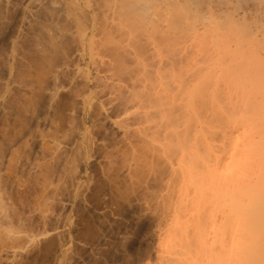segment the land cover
I'll return each instance as SVG.
<instances>
[{"label":"rangeland","instance_id":"1","mask_svg":"<svg viewBox=\"0 0 264 264\" xmlns=\"http://www.w3.org/2000/svg\"><path fill=\"white\" fill-rule=\"evenodd\" d=\"M89 1L92 2L82 1L87 3L83 4V10L88 14L83 12L80 22L81 34L86 33L83 39L86 51L82 57L77 58L74 53L79 48L75 46L80 45L72 24L70 32L76 44L72 41L67 48L71 47L70 53L76 50L72 51V58L69 53L70 62L67 55L61 57V53L58 58L57 51L53 52L57 58L52 56L60 63L52 67L53 72L45 68L43 71L47 69L48 75L30 67L32 57L28 58V65L24 58L16 60L21 62L15 61L19 67L23 63L28 66L23 64L17 72L14 70L17 64L7 67L5 58L9 56L0 53L7 56L0 55V264H181L182 261L192 264L196 258L193 253L197 250L198 227L209 233L203 234L205 255L212 254L210 250L215 243L217 249L211 255L215 256L217 251L221 252L223 236L219 233L225 227L222 226L225 212L216 203L210 176L217 161L226 162L233 136L224 138L218 134L210 139L212 132L206 127H210L207 124L211 122H208L210 115L219 117L214 119L223 127L228 119L238 117L233 113L237 108L232 109L237 103L232 102L241 93L239 88L244 90L243 86H248L244 92L251 97V107L261 103L257 104L256 95L260 93L256 90L264 88L261 80L264 79V0H138L131 17L122 16V11L116 9L120 4H112L115 10L103 4L102 12L107 14L101 17L100 34L90 28L89 7L93 2ZM119 2L122 4V0ZM85 24L89 27H84ZM24 50L28 52V48ZM109 51L116 55L111 56ZM31 53L27 55L32 56ZM118 53L126 61L127 73L119 71L117 60L111 61ZM9 55L10 64L13 56L18 59L17 55ZM18 55L22 56L20 52ZM52 56L47 60L51 61ZM38 72L47 75L43 74L46 82ZM32 75L36 80L41 76L38 80L43 83L38 80L37 83ZM127 86L138 101L145 100L146 92L161 95L178 89L171 103L178 119V138L165 134L159 127L164 121L162 114L151 112L149 115L153 113L155 117L142 116L149 109L143 107L145 101H139L144 104L143 109L134 98L126 109L117 106L121 102L118 96L127 92ZM263 95L261 92L260 99ZM247 96L238 99L240 108L247 105ZM149 100L147 104L151 103ZM230 101L232 107L228 106ZM154 107L150 106L156 111ZM245 107L244 110H250ZM244 110H240L239 117ZM247 113L243 118H252ZM204 115L208 118L202 132L206 133L202 134L203 138H196L197 143L202 142L201 146L197 145L200 148L197 151L198 156L205 154L203 148L209 146L211 156L207 168L195 164L193 170L196 175L206 169L210 178L205 181L206 196L200 202L188 173L181 172L179 167L189 164L186 155L195 157L186 141L183 143L185 121L200 118L202 122ZM259 116L263 118L264 114ZM140 139L144 142H138ZM215 235L221 237L217 239ZM180 237L184 244L179 243ZM182 245L189 250L181 249ZM206 246H211L210 250ZM190 251H193L191 255ZM183 257L186 259L182 260Z\"/></svg>","mask_w":264,"mask_h":264},{"label":"bare ground","instance_id":"2","mask_svg":"<svg viewBox=\"0 0 264 264\" xmlns=\"http://www.w3.org/2000/svg\"><path fill=\"white\" fill-rule=\"evenodd\" d=\"M82 1L83 0H0V38L4 36V34L7 32L6 29L10 27V29H9L10 32L6 33L7 35L5 34L4 41L3 42L0 41V43H1V45H0V53L8 54L9 58L11 57L9 55V53L10 54H14L15 57L17 55V58H18V59H15L14 56L12 55L13 57L11 58V64H10L9 58H5V59H7L6 62L4 61L6 66H7V64H9L8 65L9 67H10V65H12L14 67L18 62L20 64L21 63L20 62L21 59L24 58L22 60L26 61V65H28L29 63H33L30 66L32 68H34V67H35V69L39 68V71H43V70H45V68H47L48 70H50V72H53L52 70H54V69L52 67L55 66L57 64V62H58V60H55V57H56L55 54L57 53V57L59 56L58 54H61V53L63 54V56L61 54V57H64L65 55L68 56L69 53H70L71 47L69 46V49H68L67 46L71 45L72 41H74V43H75V39L72 38V36H71L72 34L70 32V27L71 26L72 27L74 26L73 29H75V31H76L75 34L77 35L76 37H77L78 43L80 45V46H78V44H77V46H75L76 43L75 44L73 43V45L75 47H79L80 49L77 48V50L73 49L72 51L76 50V52H74L76 55L75 54L74 55L75 56L78 55L77 58L78 57L79 58L82 57L83 51L86 49V47H85V49H83V41H84L83 39L86 38L85 37L86 33L85 34H81L80 30L82 29V27L80 25H82V23H80V22H83L82 20L84 18V16H83L84 13L83 12H85V10H83L84 9L83 8V4L84 5L87 4V3H83ZM107 1L109 3H111V0L110 1L109 0H92L93 3L91 1H89L93 5L92 6L90 4L91 7H89V9H90V14L89 15H90V18H91V23H92L90 28L92 27L93 31H95L97 34H100V30H101V24H100L101 17H103L104 15L107 14V13L103 14V12H104V11L102 12V7L103 6L105 8L109 6L108 9L109 8L113 9V7L115 5L112 7V4H115V3H117V5L120 4L119 8L116 6V9H120L122 11V13H123L122 16L131 17L135 13L134 12L135 8H136L135 4H136V2L138 0H122V4L119 2L120 0L119 1L118 0H112V2H114V1H117V2L111 3V6L109 5V3ZM243 1H245V0H243ZM253 1H258V0H253ZM85 2H86V0H85ZM114 10H115V7H114ZM85 13L87 14V12H85ZM70 17H72V19ZM81 18H82V20H81ZM107 19H108V17H107ZM242 19H244V16L242 17ZM107 21H105V24H106ZM73 23H74V25H73ZM114 23H115V20H114ZM238 23H239V21H238ZM105 24H104V26H105ZM109 25H110V23H109ZM85 26L87 28L89 27V26H87V24H85L84 27ZM111 28H112V26H111ZM105 30H106V28H105ZM109 30H110V27H109ZM82 32L83 33L85 32V28H84V31H82ZM108 33L110 34V32H108ZM92 36H94V35H92ZM115 36H116V34H115ZM115 36H113V38ZM107 37H108V35H107ZM88 38H89V36H88ZM77 40H76V42H77ZM92 40L93 39H91V41ZM111 40H113V39H111ZM115 40H116V38H115ZM87 41L88 42H86V43H89L90 39L87 40ZM93 41H95V39ZM70 42H71V44H70ZM106 43H109V42H106ZM106 43H105V45H106ZM91 45H93V43ZM22 47H26V48H22ZM90 47H92V46H90ZM108 47H109V49L111 48V46H108ZM108 47L105 46V49H108ZM20 48H22V49H20ZM27 48H28V52H27V50H24V49H27ZM115 48L116 47H114V48L112 47L113 51H116ZM64 49H66V50L68 49L67 50L68 52L66 50H64ZM95 49L96 48L94 47V50ZM22 50L25 52V54H24V52L21 53ZM6 51L9 52V53H7ZM29 51L32 52L31 53L32 56H28L27 55V54H29ZM58 51H60V53ZM63 51H65L68 54H65V52H63ZM72 51H71V53H72ZM105 51H107V50H105ZM19 52H20V54H22L21 57H19V55H18ZM26 52H27V54H26ZM53 52H56V53L54 54ZM109 52L112 53L111 56L116 55V52H114V54L111 51H109ZM71 53L69 55V56H71L70 58H72V56H73V53H72V55H71ZM110 53H109V55H110ZM5 54H2V55L4 56ZM50 54H51V56L53 54L55 55V57L52 56V58H50V59H52L51 61L47 60V58L49 59ZM2 55H1V57H2ZM25 55H26V57H25ZM47 55H49V57ZM117 55L118 56H114V59L111 58V61L113 62V60L114 61L117 60L118 62L115 61V63H119L120 64V66H119L120 70L119 71H121V69H122L125 72V68L126 67H124V65H126V63H125L126 61L123 60V57L121 56L120 53H118ZM67 56L64 58V60L67 59ZM69 56H68V58H69ZM139 56H141V55H139ZM4 57H7V56H4ZM31 57H32L31 60H33V59L34 60H33V62L30 60V62L28 61L29 62L28 63L27 60H29ZM19 58H20V61L17 62L16 60H19ZM25 58H27V59H25ZM70 58L68 59L69 62H70ZM53 59H54V63L55 64L51 65V63L53 62ZM61 60H63V59H61ZM71 60H73V59H71ZM91 60H92V57H91ZM8 61H9V63H7ZM44 61L45 62L46 61L49 62V64H50L49 67H51V68L46 67V65L48 66L47 62H46V64L44 63L45 65H43ZM63 62L65 64V61H63ZM71 62L73 63V61H71ZM75 62H78V60L75 61ZM122 62H124V64ZM136 62H137V60H136ZM14 63H15V65H13ZM58 63H60V62H58ZM119 64H116V66H118ZM2 65H4V64H2ZM42 65L45 66V67H43ZM16 66H18V67H17V69H15L16 67H14V70H17V72H18V69L21 66L19 67L18 64ZM70 66H71V64H70ZM116 66L115 67L113 66V68H116ZM26 67H28V66H26ZM24 68H22V69L24 70ZM40 68L41 69L43 68V69L40 70ZM62 68H64V66ZM47 69H46V71H43V72H46V73L48 72L47 73V75H48V74H50V72ZM3 70H4V67H3ZM28 71H30V70H28ZM36 71H38V70H36ZM113 71H114V69H113ZM123 71H121V72L123 73ZM127 71H129V70H127ZM10 72H12V69H11ZM34 72H35V70H34ZM43 72H42V75L44 74L45 76H47ZM121 72H118V74L121 73ZM23 73L24 72L22 71L21 74H23ZM125 73H127V72H125ZM133 73H134V71H133ZM11 74L12 73H10L9 76ZM18 74L19 73H17V75ZM29 74H31V73H29ZM38 75H41V73L38 72ZM44 75L41 78L43 80H44ZM28 76H29V78H31L30 75H28ZM41 76L37 77V80ZM32 77L34 78V75H32ZM35 77H36V75H35ZM131 77H132V75H131ZM143 78H144V76H143ZM130 79H132V78H130ZM134 79L135 78L133 77L132 80L136 81V83H138V81L134 80ZM140 79H142V78H140ZM37 80L35 79V81H37ZM261 80H264V79H261ZM38 81H37V83H38ZM40 82L41 81H39V83ZM41 83H43V82H41ZM0 84H2V83H0ZM179 85L181 87L183 86V84H179ZM26 86H27V83H26ZM33 86H36L35 83L33 84ZM33 86H32V88H33ZM133 86H134V84H133ZM133 86L132 85L129 86L130 90H131V88H133ZM180 86H179V88H180ZM37 87H38V85H37ZM39 87H42V85H40ZM176 87H177V85H176ZM243 87L241 88V89H244L242 91H240V88H239V92H241L243 94L238 93V95H239L238 98L236 96V98H234L235 101L233 100L234 102L230 101V103H229L230 105L227 104L230 107H232V105L234 103L238 104V106L236 104L235 105L236 107H232V109L233 108H235V109L237 108L236 109V113L234 111H233V113L237 114L238 117L237 118L234 117V120H230V119H233V118L228 119L226 121V123L224 124V127L222 126V124L219 125V123H218L219 121L217 120L219 117L217 118L216 115H214L217 118V119H214L215 117L213 115H210V114H212V111H211L210 114L209 113L208 114L210 115L211 118L212 117L213 118L211 119L209 117L210 118L209 119L207 116L204 115L205 118L201 120L203 123L199 122L200 118L194 119L195 121H193V122L190 121V120L189 121H187V120L185 121V128L183 130L184 136H185V140L183 141V143L186 141L189 151H191L192 154L194 152L195 157L194 156L190 157L189 154L186 155L185 157H186V159H189V164L185 165V166H183L184 165L183 164L182 167H179V169H180L181 172L186 171L188 173V176H189V178H190V180H191V182H192V184L194 186L195 192L198 194L197 200H199L200 202L202 200H204L205 196H206V193H205V189H206V184L205 183L206 182L205 181H206V179L212 177V178H210L211 180L213 179L211 181V183L213 182L214 184L213 183H212L213 185L211 184L212 185L211 189L213 190L214 196L216 198V203L219 205V207H223V210L225 212V221H223V223L225 222V224H222V226L225 225V227H223L224 231L222 230L223 228L221 226H219V228H222L219 234H222L221 236H223V237L220 238L221 236L219 237V236L215 235V237H217V239H219V238L221 239L220 240L221 252L220 251L218 252L217 250H215L214 252L216 253V251H217V253H216L217 255L211 256L212 254L214 255L212 250L217 249V248H215V243H214V248H211L212 250L209 249V247H211L212 245L208 246V247L206 246L210 250V252H212V254L210 255L212 258L209 259L208 257H210V256L207 257V255H209L210 253L205 255L204 251L206 249L204 250V248H205L204 243L206 244V241H205V237L206 236L203 237V234L206 233V232H203L202 228L199 229V227H198L197 228L198 232L196 231L197 234H198L197 238H196L197 239L196 240L197 241V243H196L197 246H195V248L197 247V250H196V252L194 251L195 253H193V251L189 252L190 255H191V253L195 254L193 258H195V256H196V258L193 259L194 264H264V117L262 116V114H264V112H263L264 104H262V103H264V100H263V98H264L263 97L264 96L263 95L264 88H263V90H260L261 88L256 90L257 93H260L259 94L260 96H261V92H262V95H263L261 99H260L259 95H256V96L259 97V101L257 102V104L259 102H261V103L258 104L260 106L258 107V105H257V106L251 107L252 106V103H250L251 102V100H250L251 97L247 96L245 94L246 92H244V91H247L246 88H248V86L247 87L243 86ZM263 87H264V85H263ZM0 88H2V87H0ZM30 88H31V86H30ZM135 88H136V86L134 87V89ZM29 89H28V91H29ZM39 89H37V90H39ZM0 90H2V89H0ZM34 90H36V89L34 88ZM128 90L129 89H128V86H127V92L126 91L124 93L121 92L120 94L123 95V96L119 95L121 98L118 96V102L121 99V102L117 103L118 107H120V105H121V108L124 107L126 109V107L131 104V100L133 98H134L135 101H137L141 105V108L144 105V104H141L143 101H145V105L146 106L148 105L147 107L144 105L143 106L144 108H148L149 107V109H151L150 108L151 105H152V107L155 106L154 108H155L156 111H153L154 109L153 110L151 109L152 111L151 110L149 111V109H148L147 111H149V112H147L146 110L145 111L142 110V113H143V111L146 112V113H143V114L141 113L142 116L143 117L146 116V118H149V116L151 115V112H153L154 114L155 113L156 114H158V113L162 114L164 121L159 123V127L161 129H163V132H165V134H172V136H174L175 138H178L177 137V133L179 132L178 131V127H177L178 126V124H177L178 119L174 115L176 113L175 107H174L173 104L171 105L173 97L176 95L175 90H178V89H172L173 91L171 90V91H169V93L168 92L167 93L164 92V94L166 95L165 97H164V94H161V95H163V96H161L159 93H155V94H158V95H155L154 93H152V94L149 93V95H148V92L145 91L147 95L146 94L144 95V93H145L144 92L142 94V95H144V97L148 96V98H149V97H151L153 95L152 97H156L157 101L155 99H153L151 101L152 97L149 98L150 100L148 98L146 100V97H145V100L141 101L142 99H140L138 97L140 99L139 101L141 103L137 100V98L135 99V97L133 96L134 92L129 93L130 91H128ZM43 91H45V89ZM32 92L33 91L31 89V93ZM248 92H251V91H249V89H248ZM256 92H254V94H256ZM31 93H30V95H31ZM125 94H127V96H124ZM130 94H131V96H130ZM201 94H202V92H201ZM247 94H249V93H247ZM26 95L24 97L27 100V96ZM167 95H168V97H167ZM236 95H237V93H236ZM129 96L131 98H129ZM244 96L245 97L246 96L249 97L248 101L246 99L247 103L245 102V104L248 105V103H249L250 106H248V107H250V110L249 109L247 111L244 110L245 106H246L245 109L248 108L247 105H245V104H242V105H245L244 107L242 106V108L245 111V113H247L249 111L247 114H250V116L247 115V114L246 115L249 116V117H252V118H243V116L245 114L243 111L242 112L244 114L242 113V115H243V116H241L242 118L239 117L240 114H238V113L241 112L240 110H242V108L239 107L238 99H240V97L244 98ZM37 97H38V95H37ZM166 97H167L168 100L166 99ZM6 99H7V97H6ZM85 99L87 100V98H85ZM32 100H33V98H32ZM86 100L85 101L83 100V101L87 102ZM148 100L151 101V103L154 101L155 104L154 105L151 104V103L147 104ZM200 100H198L199 103H201ZM242 100H244V99H241V101ZM249 100H250V102H249ZM260 100H263V102L260 101ZM244 101H242V102L244 103ZM195 102H196V100H195ZM231 102L233 104H231ZM202 103H203V106H206L204 104L205 102H202ZM240 106H241V102H240ZM50 107H52V106H50ZM200 108H202L201 104H200ZM208 108H209V106H208ZM254 109L256 111H254ZM237 110H239V111L237 112ZM186 111L189 112L190 110L187 109ZM219 111H220V109H219ZM251 111L253 113H250ZM209 112H210V110H209ZM224 112L225 111L223 110V113ZM257 112L260 113V114H258ZM153 113H152V116L154 115ZM203 113H204V111H203ZM253 114H254V117H253ZM155 115L153 117H155ZM172 115H174V116H172ZM196 115H197V113H196ZM198 115H197V117H198ZM258 115L262 116L263 118H257ZM152 116H150V117H152ZM207 118H208V122L211 121L210 123H207V124L210 125V127L213 128L212 131H210L211 128L210 127H206L207 131L209 133L212 132V134L209 135L210 139L214 138V136L216 137L218 134L221 135L224 138L226 136H227V138H230V137L233 136L231 141H230V144H229L228 158L225 159L226 162L220 163L219 161H217L215 166L212 169V175L210 177H209V175H207L205 173L206 169L205 170L203 169V172H201V170H200V172H198L196 175L194 174V170H193L195 168V164L199 165L200 168H207L208 167V162L210 161V156H211L210 151L211 150H210V148H208L209 147L208 146V142H206V144H207L206 146H208V147H206V148L204 147L203 148V150H205L204 151L205 154L207 152V155L201 153V155L203 157L205 155L204 158H201V155H199L200 156L199 157L198 156V151H197V148L202 143V142L201 143L198 142L199 143L198 144L197 143V141H198L197 139L203 138L202 134L204 132H202V130L204 129V126L206 125V124H204V122H207ZM205 119H206V121H205ZM200 123H202L201 124L202 126L204 124V126L201 127V128H200V126H201ZM197 127H199L200 129L197 128ZM208 128H210V129L208 130ZM224 128L226 129V131H224ZM197 129H198V132H197ZM239 130H241V131H239ZM238 131H239V133H238ZM196 132H197L199 138H198V136L197 137L195 136ZM192 134L194 135L193 143L191 141L192 140L191 139ZM141 139L138 142H144ZM183 139H184V137H183ZM197 145H198V147H197ZM206 149L208 151H206ZM198 150H200V148H198ZM199 154H200V151H199ZM186 159H184V160L186 161ZM184 160H183V162H184ZM179 169H178V171H179ZM174 171H176V170H174ZM204 175L207 178H205ZM198 211H199V209H198ZM216 224H217V222H216ZM216 227H218V225ZM218 229H217V231H218ZM206 230H207V228H206ZM204 231H205V229H204ZM212 233H214V232H212ZM217 233L215 232V234H217ZM206 234H204V235H206ZM213 238H211V240ZM178 241H180L179 243H182L181 241H183V240H181V237H180ZM214 241L217 242L216 239L212 240V242H214ZM209 242H211V241H209ZM208 243H207V245H208ZM182 244H184V243H182ZM186 246H188V245H186ZM186 246L182 245L181 249L183 247H185L186 249L189 250V248L186 247ZM181 252H182V250H181ZM186 253H187V250H186ZM187 257H188V255H187ZM191 258H192V256H191ZM185 259H186V257L185 258L183 257L182 260H185ZM183 262L184 261H182V263ZM191 262H192V259H191ZM193 262H192V264H193ZM187 264H189V263H187Z\"/></svg>","mask_w":264,"mask_h":264}]
</instances>
